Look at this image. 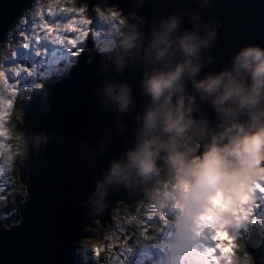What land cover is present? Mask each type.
<instances>
[{
  "label": "clouds",
  "instance_id": "1",
  "mask_svg": "<svg viewBox=\"0 0 264 264\" xmlns=\"http://www.w3.org/2000/svg\"><path fill=\"white\" fill-rule=\"evenodd\" d=\"M120 19L115 68L123 71L126 63L144 64L141 95L148 103L134 118L138 125L134 146L110 161L89 199L94 211H102L111 186L157 176L158 160L163 159L171 182L148 195L155 208L172 214L167 241L170 254L185 257L197 247L204 219L214 217L222 226L231 225L241 197L264 180V47L247 44L231 58L230 67L198 78L211 61L204 53L215 43L219 21L211 24L200 11L188 12L190 26L183 28L185 14L176 11L152 21L135 11L121 12ZM189 84L201 100H211L218 116L216 129L198 155L189 143L190 136L197 129L207 131L209 124L194 117L197 95L188 89ZM3 95L0 90V98ZM104 95L118 114H127L134 104L127 82L109 81ZM36 135L38 141L47 139L43 133ZM3 149L0 144V155ZM15 156L8 152L6 159L11 163ZM202 259L212 264L206 255ZM221 264H251V258L231 256Z\"/></svg>",
  "mask_w": 264,
  "mask_h": 264
},
{
  "label": "water",
  "instance_id": "2",
  "mask_svg": "<svg viewBox=\"0 0 264 264\" xmlns=\"http://www.w3.org/2000/svg\"><path fill=\"white\" fill-rule=\"evenodd\" d=\"M23 1L0 0V40L12 19L20 15ZM84 1L121 7L124 14L135 11L147 21L173 11L184 13L182 28L190 26V11H200L211 24L219 21L215 43L204 53L211 61L198 78L230 67L231 58L247 44L264 47V0H199L198 4L195 0ZM144 33L147 37V28ZM119 50L97 52L91 59L84 53L74 72L57 77L42 98L36 96L23 106L29 116V128L25 129L29 150H25L24 164H19L24 193L9 222L0 223V264H78V254L71 247L84 227L93 218L107 219L118 201L131 205L140 199L161 174L162 159L158 160L157 176L146 181L133 178L127 185L114 184L105 197L104 209L94 211L89 197L96 181L103 178L111 160L123 157L134 146L138 127L134 118L148 103L141 95L144 64L133 67L129 62L123 71H117L114 58ZM109 81L132 86L134 104L127 114H118L107 101L104 87ZM188 89L196 94L191 84ZM196 95L193 115L197 120H207L209 128L195 130L189 140L194 138L199 143L201 153L218 125V116L210 99L201 100ZM38 133L47 139L38 141ZM249 242L252 262L264 264V238L252 236Z\"/></svg>",
  "mask_w": 264,
  "mask_h": 264
},
{
  "label": "rangeland",
  "instance_id": "3",
  "mask_svg": "<svg viewBox=\"0 0 264 264\" xmlns=\"http://www.w3.org/2000/svg\"><path fill=\"white\" fill-rule=\"evenodd\" d=\"M47 5H48V0H24L20 15L16 17L14 16L15 18L13 17L14 19H12L10 23L9 31L6 32L5 38L0 46V70L6 73L9 83L12 84L17 91L16 97H19L20 100L24 98V95L27 96L29 93H32V89H35L36 86H43L41 83V80H42L41 78H43V80L46 81V85L48 88L49 85L56 83V80H57V76L54 75L53 77H51V74L59 73L60 76H66L68 72H74V68H73L74 66L72 67V64L70 67L61 68V64L59 63L63 59L71 60V62H73L74 58H76V56L80 54L79 52H76L78 51V49L76 48L77 46L73 47L72 45H69L66 42L61 43L54 39H49L45 36L44 32L40 28V24L42 23V21L48 22L50 24H54L56 22L67 23L72 18V15H73L72 13H68V12H56L54 14H49L46 11ZM61 6L72 7V5L68 4L65 0H63V3ZM92 6H95V5H91V7ZM103 7L116 10L117 12L118 11L120 12L119 9L121 8V7H112V6H103ZM42 8L45 9V11L41 15L40 9ZM94 13H95V20L98 22L97 25L95 26V22L94 20H92L90 25L86 26L89 29H91L89 34L86 36L90 39V43H88V46L86 47V49H90L93 52H90L89 50H84L81 53V55L87 52L86 54H88V56H93L97 52L101 53V52H105L111 49L110 48L111 47L110 42L112 39L111 33L112 31H114L112 30V27L116 26L114 19L113 17H100L97 11L96 12L94 11ZM59 16H62V18H60ZM68 35H69V38H72L74 37L75 34H68ZM36 37H39V40H37ZM82 40H84V38L77 41V44L80 47H83ZM78 42H81V45ZM59 46H62V48H60ZM117 47L118 46L114 48H117ZM72 48L73 50L70 54L65 52ZM22 58H24L23 59L24 62H21ZM25 62H27V64ZM76 66H78V63L76 64ZM14 68L17 69L18 74H14L11 71ZM68 68L69 70L67 72L62 73L66 71V69ZM47 88L44 91H41L39 93L37 99H40L43 97ZM0 90L4 91L3 97L0 98V103H2L4 100L11 99V98L13 100H16V97H11L10 94L6 92V90H4L2 86H0ZM26 104L27 103L23 102V106ZM24 107H23V111L26 114L25 128L26 127L29 128L28 126L29 116L27 115L26 110H24ZM19 110L20 109L17 108L16 111L19 113ZM9 112H11V109L9 110ZM3 128L5 127L3 126ZM26 138H27V141L23 148L28 153L29 138L28 136H26ZM20 142H23L22 137H20V135L14 136V135L7 134L6 136H0V144L4 145V149L2 150L4 154L3 156L0 155V164L4 165V175L0 176V189H3V196L8 197L7 203L0 202V205H3V206L11 204L13 199H15L18 196H19L18 198L22 196V195L20 196V194H22L23 187L20 185V183H17L19 181V178L17 179L16 176H13V175L11 176L10 174L11 163L6 159L8 152L17 153L16 159H15V162H17V158L19 157L20 154H22L21 151H22L23 145L22 143L20 144ZM189 143L194 149L195 154H199L198 153L199 143L194 138H191V140H189ZM12 147H14L15 150L14 149L11 150ZM23 156L24 155L22 156L20 155L21 162L20 161L19 162L21 165L24 164V161H22L24 158ZM167 172H170L168 168H166L164 173L162 172L161 175L157 177V180H155L151 186L145 189V192H143L140 198H142L145 195L147 196L148 195L147 192H149L150 189L152 190L156 187H162L165 184V181L167 180L166 179L167 175H170L169 178H171V173H167ZM170 181L171 179L168 180L167 183H170ZM11 182L13 184H10ZM256 201H257V206L255 205ZM121 202H124V201L121 200ZM118 204H119V201L116 203V206H118ZM250 206L254 210H256L257 213L259 214V216H256L254 220L256 222L259 221V223L264 225V193H260L259 191H257L254 194V198ZM243 207L247 208L248 206L247 207L243 206ZM163 215H165L164 212H161L158 210L156 213V218L157 219L162 218ZM244 216L245 215L243 212L235 211L233 213V223L231 225L222 226L216 220H215V223H216V226L219 227V229L225 234L226 237L230 238V232L236 234V236H239V232L236 229L241 228V225L239 224V222H240V219L243 218ZM95 219L96 218L92 219L93 221L91 225H88L86 229L84 228V233L81 234V237L85 235V231L93 227ZM168 226L170 225L168 224V225H165L164 227L168 228ZM249 226L252 227L256 225H249ZM169 234H171V232ZM91 236L92 235L90 233L89 235H86V237H91ZM213 243L214 242H212L208 231L205 230L204 228H201V238L198 240L197 247L194 248L195 250L193 249V251L188 254V257L190 259H193L194 261L196 260L195 263L197 264L198 262L201 264L202 261L204 264V259H202V257L204 255L207 256L205 249L206 247L212 246ZM162 246H163L162 241L153 242L147 245H143V244L139 245L141 251L146 254L148 253L160 254L161 249L163 250V252L168 254L169 252L168 247H162ZM194 252H196L197 254L195 255ZM85 253H86V250H84V255ZM87 255L90 257L89 253H87ZM165 258H166L165 255L160 254V259L157 261L159 263H163L166 260ZM116 260H119V258L117 257ZM153 260L155 259L153 258ZM173 260H175V258ZM173 260L170 258L168 262L171 264ZM174 263L179 264L178 261ZM180 264H189V262L188 260H186V257H181ZM251 264H254V263L251 261Z\"/></svg>",
  "mask_w": 264,
  "mask_h": 264
},
{
  "label": "trees",
  "instance_id": "4",
  "mask_svg": "<svg viewBox=\"0 0 264 264\" xmlns=\"http://www.w3.org/2000/svg\"><path fill=\"white\" fill-rule=\"evenodd\" d=\"M65 1L68 4L72 5V7L85 8L86 9V12L84 13L85 17L88 18L90 21L94 20L95 26L97 25L98 22L95 20L94 11L96 12L97 9H101L105 12L112 10L110 8H104L103 6L101 7L100 5H96V4L95 6L91 7V4L85 2L84 0H65ZM120 12L122 11L120 10ZM120 12L118 11L119 14ZM59 17L62 18V16ZM113 19L116 26L112 27V30L114 31H112L111 33L112 34L111 35L112 39L110 42L111 49L120 45V40H121L120 33L122 31L120 15ZM4 38L5 36H3V40ZM82 42H83V47H80L77 43L75 45L77 46L76 48L78 49V51L76 52H79L80 54L76 56L74 63L78 61L79 56L84 50H89L90 52H93L90 49H86L88 43H90V39L88 37H84V40H82ZM78 43L81 45V42ZM72 50L73 48L65 52L70 54ZM61 67L64 68L63 64H61ZM56 76H59V73ZM41 79H42L41 83L43 86L40 87V90L42 91L46 87V81L43 80V78ZM38 90L39 89H37V91ZM25 100H26V96L21 100L19 99V97H16L11 112H9V115H7L3 121V124H5L3 126L5 127V129L7 128L8 130L7 134L14 136L20 135V137H22L23 142H20V144L22 143L23 145V146L21 145L22 146V151H21L22 154H20L21 156L25 153V149L23 147L25 146V143L27 141L26 138L27 131L25 132V129H27V127L25 128L26 116L22 109V105L23 102H25ZM17 108L20 109L19 113L16 111ZM12 149L15 150L14 147H12L11 150ZM15 154L17 156V153ZM20 155L17 158V162H15V160L14 162H11V169H10L11 176L12 175L16 176L17 179L20 177L19 176L20 174L19 163L21 162ZM169 177L170 175H167L166 177L167 180L165 181V184H168L167 181L171 179ZM17 183H20L21 186L23 185L22 182L20 181V178ZM10 184L13 183L11 182ZM149 191H151V189ZM158 210L164 212L165 215H163L162 218L157 219L156 213ZM256 216H259V214L257 213L256 210H254L251 207V212H249V214H247L246 216L240 219L239 224L241 225V228L236 229L239 232V236H236V234L230 232V238L232 239L231 241L233 243V247L231 251L232 257L241 260H243L245 256H249L251 258L249 252L251 248L249 239L252 236L253 237L257 236L258 239L264 238V225L259 223V221L256 222L254 220ZM171 218H172L171 213H166L165 210L157 209L153 206V204L149 199V195L147 196L145 195L142 198L138 199L137 201H133L131 205L119 201L118 206H116L115 204L107 219L105 220L96 219L94 221L93 227H91L86 231L87 235H89V233L92 235L91 237H86L82 242L83 249L89 252L91 256V261L89 262V264H161L157 261V259L153 260L151 257L152 255L150 253L146 254L142 252L139 245L142 244L147 245L153 242L162 241L163 242L162 247H167L166 242L168 241L167 239L171 235L169 234L171 230H169L170 226H168V228L164 226L170 223ZM249 225H256V226L251 227ZM93 244L101 248V252L99 256H96L95 253L93 252L91 248ZM109 245H113V247L109 249L108 248ZM117 257L119 258V260H116ZM185 257L186 260H188L189 264H195V261L193 259H189L188 255H186ZM174 258L175 260H173ZM171 259L174 262L178 261V263L180 264V258H177L172 255ZM81 264H86V260L84 258H82ZM167 264L170 263L167 262Z\"/></svg>",
  "mask_w": 264,
  "mask_h": 264
},
{
  "label": "snow or ice",
  "instance_id": "5",
  "mask_svg": "<svg viewBox=\"0 0 264 264\" xmlns=\"http://www.w3.org/2000/svg\"><path fill=\"white\" fill-rule=\"evenodd\" d=\"M62 3L63 0H48L46 11L49 14H54L56 12L72 13V18L67 23L56 22L54 24H50L42 21L40 28L47 38L54 39L61 43L66 42L69 45L75 46L78 40L86 37L91 31V29L86 27L90 25L91 21L84 15L86 12L85 8L61 6ZM44 11L45 9H40V14L42 15ZM96 11L100 17L115 18L120 15L115 10L105 12L101 9H97ZM68 34L75 35L74 37L69 38ZM36 39L39 40V37H36ZM11 71L14 74H18L17 69L15 68ZM0 86H2L11 97H16V89L9 83L6 73L2 70H0ZM13 104L14 100L12 98L4 100L0 103V136H6L8 133V130L3 128V121L4 118L9 115V110L13 108ZM2 175H4V165L0 164V176ZM257 191L264 193V180H258L255 184H253L250 192L241 197L240 207L236 211L243 212L245 216L247 213L251 212L250 205L252 204L254 194ZM0 202H8V197L3 196V189H0ZM245 204L248 205L247 208L243 207ZM201 224L202 228L207 230L210 234L212 242H214L212 246L206 247L205 249L208 258L212 261V264H221L222 260L230 261L233 243L231 239L226 237L219 227L216 226L215 218L212 217L211 219H204ZM111 247H113V245L108 246L109 249ZM91 248L96 256L100 255L101 248L97 247L95 244H93Z\"/></svg>",
  "mask_w": 264,
  "mask_h": 264
},
{
  "label": "bare ground",
  "instance_id": "6",
  "mask_svg": "<svg viewBox=\"0 0 264 264\" xmlns=\"http://www.w3.org/2000/svg\"><path fill=\"white\" fill-rule=\"evenodd\" d=\"M102 7V6H101ZM88 225H86L84 228L86 229V227H87Z\"/></svg>",
  "mask_w": 264,
  "mask_h": 264
}]
</instances>
